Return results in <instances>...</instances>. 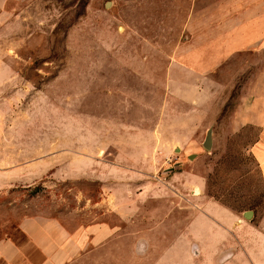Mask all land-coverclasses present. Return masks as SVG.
<instances>
[{
    "label": "rangeland",
    "instance_id": "1",
    "mask_svg": "<svg viewBox=\"0 0 264 264\" xmlns=\"http://www.w3.org/2000/svg\"><path fill=\"white\" fill-rule=\"evenodd\" d=\"M257 2L6 0L0 238L41 214L115 230L65 264H195L190 243L220 236L206 221L187 236L205 205L264 232Z\"/></svg>",
    "mask_w": 264,
    "mask_h": 264
},
{
    "label": "crops",
    "instance_id": "2",
    "mask_svg": "<svg viewBox=\"0 0 264 264\" xmlns=\"http://www.w3.org/2000/svg\"><path fill=\"white\" fill-rule=\"evenodd\" d=\"M257 1L256 6L262 11L258 12L264 15V0ZM5 2L6 0H0V22L5 13ZM251 27L255 28L243 23L236 30H247ZM256 29L257 38L264 30V21ZM245 42L242 38L238 44L245 45ZM204 209L207 213L194 215L190 222L188 238L194 241L192 236L195 233L191 226L196 221L213 222L220 229V236L211 242L214 244L212 252H208L202 241L200 245L196 241L190 243L195 248L194 253L191 254L190 246L186 253L197 259V264H264V232L259 227L244 223L237 215L229 214L222 207L211 203L205 205ZM217 215L224 217L225 222H218ZM237 229L243 231L236 232ZM16 230L21 238H0V264H65L85 246H96L115 232L112 226L105 223L67 229L56 218L41 214L21 217L17 221Z\"/></svg>",
    "mask_w": 264,
    "mask_h": 264
},
{
    "label": "water",
    "instance_id": "3",
    "mask_svg": "<svg viewBox=\"0 0 264 264\" xmlns=\"http://www.w3.org/2000/svg\"><path fill=\"white\" fill-rule=\"evenodd\" d=\"M209 145H210V131L207 130L205 133V137L202 141V147L207 149V148H209ZM251 215H252L251 210H245L242 212V217L245 219H249L251 217Z\"/></svg>",
    "mask_w": 264,
    "mask_h": 264
},
{
    "label": "bare ground",
    "instance_id": "4",
    "mask_svg": "<svg viewBox=\"0 0 264 264\" xmlns=\"http://www.w3.org/2000/svg\"><path fill=\"white\" fill-rule=\"evenodd\" d=\"M198 193H199V190H196L194 194L197 195Z\"/></svg>",
    "mask_w": 264,
    "mask_h": 264
}]
</instances>
